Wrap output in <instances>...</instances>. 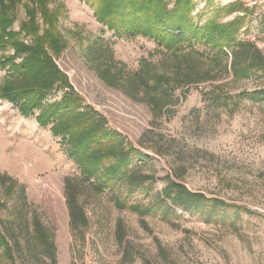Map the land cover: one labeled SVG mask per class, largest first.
Returning <instances> with one entry per match:
<instances>
[{
    "label": "rangeland",
    "instance_id": "374dc122",
    "mask_svg": "<svg viewBox=\"0 0 264 264\" xmlns=\"http://www.w3.org/2000/svg\"><path fill=\"white\" fill-rule=\"evenodd\" d=\"M193 2L199 26L247 11L240 38L264 56V0ZM49 4L60 13L58 31L67 44L57 66L83 106L103 117L105 129L119 134L134 157L130 175L100 192L83 178L66 142L40 127L38 111L24 117L0 97V233L12 261L52 264L54 254L56 264H264V100L236 98L262 89L264 76L237 81L223 74L179 87L176 103L159 113L146 97L134 99V77L144 62L171 77L174 65L164 49L108 30L87 0ZM231 6L237 11L228 12ZM17 8L16 31L26 20ZM107 70L112 77L105 80ZM6 77L0 67V88ZM64 92L57 88L44 105ZM134 175L144 181L134 186ZM70 179L86 217L76 230L66 195ZM171 182L206 202L194 210L174 206L164 196ZM215 201L226 206L213 209ZM12 261L0 249V264Z\"/></svg>",
    "mask_w": 264,
    "mask_h": 264
},
{
    "label": "trees",
    "instance_id": "16d2710c",
    "mask_svg": "<svg viewBox=\"0 0 264 264\" xmlns=\"http://www.w3.org/2000/svg\"><path fill=\"white\" fill-rule=\"evenodd\" d=\"M50 1L0 0V67L7 71L0 97L15 105L24 117L38 111L40 127L50 128L54 137L66 142L83 178L93 180L103 192L130 175L134 156L119 134L105 129L103 117L83 106L69 79L57 66L55 58L66 50L67 44L58 31L60 13L58 9H50ZM170 1L87 0L98 23L116 34L153 40L173 62L171 77L157 73L155 66L142 63L134 77L135 100L145 101L146 97L154 111L163 113L176 103L173 94L179 87L212 81L223 74H229L237 81L259 74L264 76L262 52L254 43L240 38L249 16L247 11L227 23L211 20L199 26L192 18L193 0H176L171 9ZM17 7L26 13V20L18 31L14 28ZM227 10L237 11L235 6ZM196 44L204 45L206 51L196 50ZM11 50L13 55H3ZM110 73V70L105 71V80L112 77ZM57 88L65 90L62 99L45 106L44 102ZM236 98L263 101L264 87L244 91ZM137 178L134 175V179ZM141 181L144 179L138 178L134 186ZM67 182L71 227L76 230L86 217L77 203V186H73L71 179ZM164 196L174 206L189 210L201 208L202 202H206L203 195L192 194L174 182L166 187ZM224 206L220 201L211 205L213 209ZM132 210L138 212L139 208L133 206ZM40 237L45 246L55 251L47 236L41 233ZM0 249L12 261L10 246L1 233ZM51 260L52 264L57 263L54 254ZM11 263L15 264L14 260Z\"/></svg>",
    "mask_w": 264,
    "mask_h": 264
}]
</instances>
